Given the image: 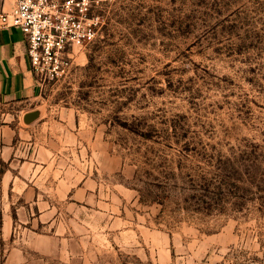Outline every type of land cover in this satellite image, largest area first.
Segmentation results:
<instances>
[{"label": "rangeland", "instance_id": "374dc122", "mask_svg": "<svg viewBox=\"0 0 264 264\" xmlns=\"http://www.w3.org/2000/svg\"><path fill=\"white\" fill-rule=\"evenodd\" d=\"M102 23L38 77L0 264H264V0H110Z\"/></svg>", "mask_w": 264, "mask_h": 264}, {"label": "crops", "instance_id": "0c3cea01", "mask_svg": "<svg viewBox=\"0 0 264 264\" xmlns=\"http://www.w3.org/2000/svg\"><path fill=\"white\" fill-rule=\"evenodd\" d=\"M14 4L15 0H0V14L9 12ZM41 92L42 85L27 56L24 35L15 28H0V160L3 162V166L0 164V213L3 241L11 237L16 219V214L12 213L13 204L9 202L14 191V181L16 178L28 180L29 177L22 176V169L26 164L34 165L39 161L35 151H27L28 155L31 154L28 160L17 159V155L20 144H36L39 126L48 125L47 121L42 124L38 122L43 116L36 121L27 122L28 115L31 114V103ZM67 115V119H60L64 120L62 128L69 133L76 127V123L74 114ZM58 140L59 137L53 130L46 133L45 142L37 156L43 154L49 159L54 155L50 146Z\"/></svg>", "mask_w": 264, "mask_h": 264}, {"label": "built area", "instance_id": "2783aa9c", "mask_svg": "<svg viewBox=\"0 0 264 264\" xmlns=\"http://www.w3.org/2000/svg\"><path fill=\"white\" fill-rule=\"evenodd\" d=\"M110 0H15L0 14V28H15L25 38L27 56L38 77H58L71 52L93 43Z\"/></svg>", "mask_w": 264, "mask_h": 264}, {"label": "water", "instance_id": "95a60500", "mask_svg": "<svg viewBox=\"0 0 264 264\" xmlns=\"http://www.w3.org/2000/svg\"><path fill=\"white\" fill-rule=\"evenodd\" d=\"M41 113L39 111L31 113L28 115L27 122H30L29 120H36L40 117Z\"/></svg>", "mask_w": 264, "mask_h": 264}, {"label": "trees", "instance_id": "16d2710c", "mask_svg": "<svg viewBox=\"0 0 264 264\" xmlns=\"http://www.w3.org/2000/svg\"><path fill=\"white\" fill-rule=\"evenodd\" d=\"M0 164L3 166V162L0 160Z\"/></svg>", "mask_w": 264, "mask_h": 264}]
</instances>
